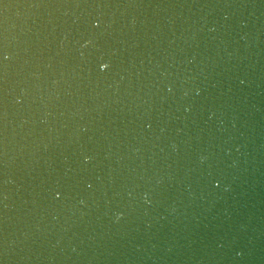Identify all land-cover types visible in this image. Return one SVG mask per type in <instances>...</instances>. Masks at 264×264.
Here are the masks:
<instances>
[{"label":"water","instance_id":"water-1","mask_svg":"<svg viewBox=\"0 0 264 264\" xmlns=\"http://www.w3.org/2000/svg\"><path fill=\"white\" fill-rule=\"evenodd\" d=\"M0 264H264V0H0Z\"/></svg>","mask_w":264,"mask_h":264}]
</instances>
